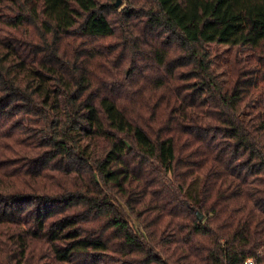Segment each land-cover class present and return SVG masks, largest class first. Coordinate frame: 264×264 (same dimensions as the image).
I'll return each mask as SVG.
<instances>
[{"label":"trees","instance_id":"trees-1","mask_svg":"<svg viewBox=\"0 0 264 264\" xmlns=\"http://www.w3.org/2000/svg\"><path fill=\"white\" fill-rule=\"evenodd\" d=\"M118 1L0 0V264H264V0Z\"/></svg>","mask_w":264,"mask_h":264},{"label":"rangeland","instance_id":"rangeland-1","mask_svg":"<svg viewBox=\"0 0 264 264\" xmlns=\"http://www.w3.org/2000/svg\"><path fill=\"white\" fill-rule=\"evenodd\" d=\"M118 1V0H117ZM121 1V5L124 4L123 0ZM117 3V2H116ZM211 51L213 52V56H214V66L216 69V72L218 73H223L226 74L229 70H228V63L230 61V59L232 58V55L234 52H242L240 54V56H242V58L244 59H248L249 61L251 60L250 55H248V51H244L246 53L243 52V50H234L225 46H211ZM126 73H128V70L125 71ZM260 92L264 95V85H261L260 88ZM44 264H51L48 261H44Z\"/></svg>","mask_w":264,"mask_h":264},{"label":"built area","instance_id":"built-area-1","mask_svg":"<svg viewBox=\"0 0 264 264\" xmlns=\"http://www.w3.org/2000/svg\"><path fill=\"white\" fill-rule=\"evenodd\" d=\"M246 264H255L254 260L253 259H249Z\"/></svg>","mask_w":264,"mask_h":264},{"label":"water","instance_id":"water-1","mask_svg":"<svg viewBox=\"0 0 264 264\" xmlns=\"http://www.w3.org/2000/svg\"><path fill=\"white\" fill-rule=\"evenodd\" d=\"M121 5V1L119 0L117 3H116V7H120ZM199 219H201V216H199Z\"/></svg>","mask_w":264,"mask_h":264}]
</instances>
